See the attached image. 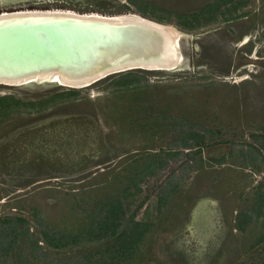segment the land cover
Returning a JSON list of instances; mask_svg holds the SVG:
<instances>
[{"label": "rangeland", "instance_id": "rangeland-1", "mask_svg": "<svg viewBox=\"0 0 264 264\" xmlns=\"http://www.w3.org/2000/svg\"><path fill=\"white\" fill-rule=\"evenodd\" d=\"M140 1L0 0L188 35L181 69L0 84V264H264V0Z\"/></svg>", "mask_w": 264, "mask_h": 264}, {"label": "bare ground", "instance_id": "bare-ground-1", "mask_svg": "<svg viewBox=\"0 0 264 264\" xmlns=\"http://www.w3.org/2000/svg\"><path fill=\"white\" fill-rule=\"evenodd\" d=\"M22 16H42V21H45V17L61 16V18L66 19V24L64 26L62 24L57 30H54L56 34H52L53 38L59 41L54 44L52 49H55V53L50 55V59L53 61L48 59L47 62H39L34 66L37 67V71L29 69L30 72L18 74L14 79L6 78L2 75V71L11 73L10 69L14 72L17 69L28 67L29 63H22L28 60L21 61L18 59L16 57L18 53H13L12 47L9 51L5 47L3 48L1 42L5 40V37H12L13 33L9 28L6 30L11 34L4 33L6 30L1 31L0 83L50 82L79 88L105 77L111 71L127 67H140L148 70H176L181 69L184 65L181 40L187 38L188 35L172 26L152 21L138 14L103 15L95 12L76 13L71 10L60 9H20L0 13V23L2 19L3 21H13ZM19 36L25 38L24 43L26 45L29 44L30 36L27 32L22 31ZM65 41L67 43H61ZM81 44L84 48L80 46ZM58 45H61L60 49ZM94 47H98V50L102 52L103 58L101 59L105 60L108 53H110V58L105 63L97 62L99 64H96V69L86 71L85 68L82 69V66L89 59L90 49ZM114 48L116 50L112 52ZM60 53L65 55L64 58L73 59H64ZM81 55L83 57L79 58Z\"/></svg>", "mask_w": 264, "mask_h": 264}, {"label": "water", "instance_id": "water-1", "mask_svg": "<svg viewBox=\"0 0 264 264\" xmlns=\"http://www.w3.org/2000/svg\"><path fill=\"white\" fill-rule=\"evenodd\" d=\"M41 17L42 16H34V17L22 16L20 18L19 17L15 18L13 21H3L2 19V22L0 23V28H1L0 32L9 28L10 30H12V33H13L12 37H5V40L1 42L3 44V48L5 47V49L9 51V49L12 47V52L18 53L16 55L18 59H20L21 61H23L24 59L28 60V61H23L22 63L24 62L29 63L28 67L23 68V69H17L14 72H12V69H10L11 73H6V71H2V75L6 76V78L14 79V77H16V75L18 74L22 75V74L30 72L29 69H31V71H37L36 69L37 67H34V66H36L37 63L39 62H47V60L51 58L50 55L55 53L54 52L55 49L54 50L52 49L54 47V44L55 43L57 44V42L59 41L54 39L52 34H56L54 33V30H57L62 24H63L62 26L66 24V21H65L66 19L61 18V16H54L51 18L45 17V21H42ZM52 24L58 27L56 28ZM21 30L23 32H27L30 36L29 44L27 45L24 43L25 38H23V36H19V33L22 32ZM7 32L9 33L8 30L4 31V33H7ZM61 43H67V41L61 42ZM60 46L61 45H58L59 49H60ZM80 46L83 47L82 44ZM83 48H80V49H83ZM114 50H116V48L112 49V52ZM1 51L2 49H0V52ZM60 55L63 58L65 57L63 53H60ZM107 55L108 56L105 57V60H103L101 59L103 58L102 52L98 50V47H94L90 49L89 59L85 61V63L82 66L83 67L82 69L85 68L86 71L88 70L92 71L96 69V64L103 63V62L105 63V61L110 58V53H108ZM80 57H83V55L79 56V58ZM66 58H69V57H66ZM72 59L73 58H69L68 60H72ZM50 61H53V60L50 59ZM135 68H140V67H127V68H123L119 70L121 71V70L135 69ZM116 71H111L110 73H113ZM110 73H107L106 75Z\"/></svg>", "mask_w": 264, "mask_h": 264}, {"label": "trees", "instance_id": "trees-1", "mask_svg": "<svg viewBox=\"0 0 264 264\" xmlns=\"http://www.w3.org/2000/svg\"><path fill=\"white\" fill-rule=\"evenodd\" d=\"M138 1L140 2V4L139 3L137 4L135 2V0H129V2L131 4H135L137 6V8L139 9V11L141 12V15H143V16L147 15V12H146L147 7H146V4L145 3H142V1H140V0H138ZM8 102H9V97L0 96V110H2L5 106H7V103Z\"/></svg>", "mask_w": 264, "mask_h": 264}]
</instances>
